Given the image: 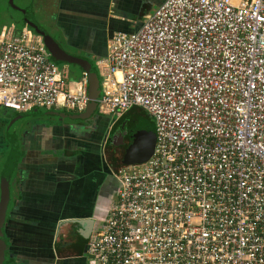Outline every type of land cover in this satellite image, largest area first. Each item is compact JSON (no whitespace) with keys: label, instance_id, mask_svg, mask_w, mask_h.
<instances>
[{"label":"built area","instance_id":"2783aa9c","mask_svg":"<svg viewBox=\"0 0 264 264\" xmlns=\"http://www.w3.org/2000/svg\"><path fill=\"white\" fill-rule=\"evenodd\" d=\"M98 62L103 115L155 122L150 160L119 168L88 264H264V0H164ZM29 26L0 28V108L83 112Z\"/></svg>","mask_w":264,"mask_h":264},{"label":"crops","instance_id":"0c3cea01","mask_svg":"<svg viewBox=\"0 0 264 264\" xmlns=\"http://www.w3.org/2000/svg\"><path fill=\"white\" fill-rule=\"evenodd\" d=\"M43 1L55 6L50 27L57 32L51 36L62 49L60 41L74 57L88 60L98 71L112 36L136 32L164 0ZM43 1L37 2L45 10ZM77 68L73 76L64 67L67 86L81 79L84 71ZM99 81L98 99L100 76ZM75 121L77 126L43 125L19 132L18 197L5 227L10 264H88L86 243L93 225L81 226L77 221L93 219L99 208L116 201L119 181L113 173L122 167V158L114 164L107 148L121 119L97 109L90 119ZM5 162L0 163V178ZM81 236L86 246L77 244Z\"/></svg>","mask_w":264,"mask_h":264},{"label":"water","instance_id":"95a60500","mask_svg":"<svg viewBox=\"0 0 264 264\" xmlns=\"http://www.w3.org/2000/svg\"><path fill=\"white\" fill-rule=\"evenodd\" d=\"M9 5L12 9L21 12L23 15L24 22L27 26L35 31V33L43 38V41L48 49L52 59L56 62H61L70 65H77L79 66L84 72L88 74L89 77V96L90 102L88 104L87 109L80 114H73V113H66L60 114L56 111H47L41 115H60L62 118H68L72 120H88L90 117L97 111L98 109V95L100 92V81L99 75L96 67L90 63L86 59L74 57L69 55L64 49L61 48L59 43L36 21L33 13L25 9H19L15 5V0H8ZM140 109V108H133L132 110ZM130 110V111H132ZM141 110V109H140ZM38 110H35L37 112ZM128 111V112H130ZM143 111V110H142ZM28 113H20L18 117L13 121V123L17 120L25 118ZM142 114V113H141ZM140 114V115H141ZM35 115V114H33ZM137 115V120L143 119L141 122V126L137 131V135L134 139L133 143V156L129 158V165H141L150 160L154 153L155 144H156V128L150 122H148L144 118H140ZM129 114L127 117H123L122 122L131 123L132 120L129 119ZM15 138V137H14ZM122 138L120 140L122 141ZM112 141V140H111ZM11 144V151L8 157V160L2 170L1 178H0V264H4L6 254L9 248V245L4 238V226L7 219L8 208L11 200V192H10V182L14 171L17 167L18 160L20 158V151L19 145L17 140H10ZM79 225H93L94 227V220L91 218L86 221H77ZM85 222V223H84ZM93 229V228H92Z\"/></svg>","mask_w":264,"mask_h":264},{"label":"rangeland","instance_id":"374dc122","mask_svg":"<svg viewBox=\"0 0 264 264\" xmlns=\"http://www.w3.org/2000/svg\"><path fill=\"white\" fill-rule=\"evenodd\" d=\"M37 1H41V0H15V5L19 9H25V10H28L31 13H33V16L35 17L36 21L43 28H45L46 31L50 35L55 36L56 30L54 28L50 27V24L54 25V17H53L54 12L53 11L55 9V6L54 5L46 6V5H44V4H46V2L42 0L43 1L42 6L45 7V10H42L41 5L39 6ZM22 17H23V15L21 12H18L16 10L12 9V7L9 5L8 0H0V25H3V24L9 25L10 23H17L18 20L22 19ZM66 66H67V69L69 70L68 71L69 75L71 74V75L75 76L78 74V68H77L78 66L69 65V64H67ZM60 67H62L64 69L65 66L60 65ZM40 110L45 111L43 109H40ZM8 112H9L10 116H13L8 120H10L11 125H14V130L20 129V128L24 127V125L30 124L31 122L36 120L35 118H37L36 116L33 115L32 112H29L28 114H26L27 116L25 118L17 120L13 123V121L16 119L17 116L12 111H8ZM141 113H143L142 110L135 109V110L127 112L121 116L112 115L113 119L118 120L119 118L120 119L122 118V120H123V117H127V115L129 114L128 117L130 120H132L131 123H128V122L125 123V122H122V120H121V122H120L121 124L117 128L118 129L117 132H122L127 137L126 142H127L128 146H127L126 151L123 153V157H122V161H121V164L124 166H131L128 164V162H129V158H131L133 156L132 147H133L134 139L137 135V131L139 130V127L142 124L141 122H143V119L137 120V117H135V116L140 115ZM53 118H55L54 120L57 119L56 117H53ZM63 122L64 123H71V124L79 123V121H75L72 119H63ZM0 136H2V135L0 134ZM3 139H4L3 137H0V157L3 156L1 154H2V151L4 150V148H7L6 147L7 145L5 144ZM110 140H111V138H110ZM112 144L113 145H110V144L108 145L107 151H108V155L112 157L111 159H112L113 163L116 164L117 163L116 161L117 160L119 161L120 155H118L119 150L113 148V147H115L114 146L115 143H112ZM115 145H117V144H115ZM7 160H8L7 156L1 157L0 163L2 164V163H4V161H7ZM114 174L115 173H113V175ZM14 192H15V184L12 185L10 210L13 207V197L15 196Z\"/></svg>","mask_w":264,"mask_h":264},{"label":"flooded vegetation","instance_id":"af4514ba","mask_svg":"<svg viewBox=\"0 0 264 264\" xmlns=\"http://www.w3.org/2000/svg\"><path fill=\"white\" fill-rule=\"evenodd\" d=\"M60 44H62V46H64V50L69 55H73V54H71V52L68 51L69 49L67 50V47L65 46L64 43H62L60 41ZM8 111L9 110H5V109L0 108V134L2 135L0 137H3L4 138L3 140H4L5 144L7 145L6 146L7 148H4V150L2 151V154L1 155H5V156H7V158L9 157L10 151H11L10 140H12V139L13 140H17L18 145H20V140H19L20 135H19V132H21L22 130L24 132H27L29 130H33L35 128L42 127L43 125L44 126L45 125H49L52 128L63 127L64 125H67V124L68 125H71V123H64L63 122V119H61V118H57L56 120H54L55 118H50V117H46V116H42L41 115L42 113L47 112L48 110H45V111L38 110L35 113H34L35 110H33L31 112L33 114H35L34 116L37 117V118H35L36 120L33 121V122H31L30 124L24 125V127L20 128V129H17V130L15 129L16 130L15 131L14 130V125H11L10 124V120H8V119H10L13 116H10ZM70 112H72L73 114H75L74 111H70ZM15 114H16L17 117L20 115V113H15ZM72 125H74V124H72ZM74 126H77V125H74ZM83 126L84 127H87L85 125H83ZM121 137H123L122 138V141L120 140ZM126 139H127V137L122 132H117V134L114 136L113 143H115L117 145L114 144L115 147H113V148L119 150L118 151V155H120L119 158H122L123 157V153L127 149V146L128 145H127ZM111 145H113V144L111 143ZM19 148H20V146H19ZM20 155H21V152H20ZM5 156H1V157H5ZM18 169H19V160H18L17 167H16V169L14 171V174L12 176L11 182H10V192H11V195H12V184H16L17 186L19 185V182H18V180H19V171H18ZM14 194H15V196L13 197V201H14L13 202V205H14V203L16 201V198L18 197V190H17L16 193L14 192ZM10 204H11V200H10ZM10 204H9V208H8L6 223H5V226H4V229H3V231H4V237H5L8 245H9V241H8V238H7L6 234H5V227L7 225L8 219H9L8 217H9V214H10ZM81 237L78 238L77 244L78 245L86 246L88 244V242L85 245V243H84L85 241L83 240V237L82 238ZM87 239H89V237ZM10 255L11 254L9 253V248H8V251H7V254H6V258H5L4 264H10V262H11ZM35 259H37V258H35Z\"/></svg>","mask_w":264,"mask_h":264},{"label":"trees","instance_id":"16d2710c","mask_svg":"<svg viewBox=\"0 0 264 264\" xmlns=\"http://www.w3.org/2000/svg\"><path fill=\"white\" fill-rule=\"evenodd\" d=\"M12 23H10L9 25H11ZM16 24V27L18 30H21L23 27L26 26V23L24 22V19L22 17L21 20H18ZM6 24H3V25H0V28H2L3 26H5ZM33 32H35L33 29H31ZM56 62V61H55ZM59 66L60 65H66L65 63H61V62H56ZM10 111V110H9ZM49 111H56V112H59L60 114H66V113H72V112H68L67 110H60V109H52V110H49ZM46 113V112H44ZM43 114V113H42ZM43 116V115H42ZM46 117H50V118H53V117H56V118H61V119H68V118H62L60 115H44ZM140 118H144L146 119L148 122H150L153 126H155V122L154 120L146 113L143 111V113L139 116ZM119 127V124L117 125V128ZM7 162V161H6ZM5 162V164H6ZM5 164L3 165V168L5 166ZM122 165V164H121ZM124 166V165H122ZM125 167V166H124ZM3 170V169H2ZM2 173V172H1ZM13 185V184H12ZM14 202V201H13ZM11 212V210H10ZM5 238V237H4Z\"/></svg>","mask_w":264,"mask_h":264}]
</instances>
